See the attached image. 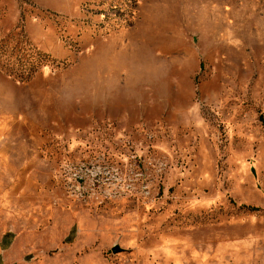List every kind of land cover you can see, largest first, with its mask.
Listing matches in <instances>:
<instances>
[{
	"label": "rangeland",
	"instance_id": "374dc122",
	"mask_svg": "<svg viewBox=\"0 0 264 264\" xmlns=\"http://www.w3.org/2000/svg\"><path fill=\"white\" fill-rule=\"evenodd\" d=\"M0 227L47 264H264V0H0Z\"/></svg>",
	"mask_w": 264,
	"mask_h": 264
},
{
	"label": "crops",
	"instance_id": "0c3cea01",
	"mask_svg": "<svg viewBox=\"0 0 264 264\" xmlns=\"http://www.w3.org/2000/svg\"><path fill=\"white\" fill-rule=\"evenodd\" d=\"M31 254L29 245L16 231L0 227V264H47Z\"/></svg>",
	"mask_w": 264,
	"mask_h": 264
}]
</instances>
